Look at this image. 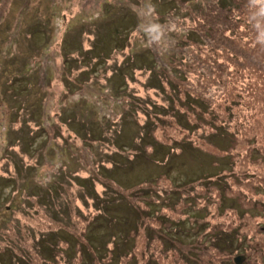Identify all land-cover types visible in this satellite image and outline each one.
<instances>
[{
	"label": "rangeland",
	"instance_id": "1",
	"mask_svg": "<svg viewBox=\"0 0 264 264\" xmlns=\"http://www.w3.org/2000/svg\"><path fill=\"white\" fill-rule=\"evenodd\" d=\"M237 254L264 264V0H0V264Z\"/></svg>",
	"mask_w": 264,
	"mask_h": 264
},
{
	"label": "trees",
	"instance_id": "2",
	"mask_svg": "<svg viewBox=\"0 0 264 264\" xmlns=\"http://www.w3.org/2000/svg\"><path fill=\"white\" fill-rule=\"evenodd\" d=\"M223 29H224V27H222ZM200 37H202V38H204V37H207V38H211V36L210 35H208L207 33H204V35L203 36H200ZM105 38V36H103V38H101L100 40L101 41H103V39ZM223 38H226V40H222V42H221V47L224 49V52L226 53V56L228 55V52H229V49H233V47H232V44L235 42V41H233L232 42V38L230 37V36H228L227 35V37H223ZM231 38V39H230ZM99 43H101V44H104V42H99ZM235 44V43H234ZM105 48L107 47L106 45L104 46ZM93 48H95V50L96 49H98V47L97 46H95V44H93V46H92V50H93ZM90 49V50H91ZM99 50V49H98ZM104 51V50H103ZM233 52L234 53H237V54H240L241 52H242V50H240V49H238V48H234L233 49ZM243 52H244V49H243ZM242 52V53H243ZM98 53V52H97ZM105 53V52H104ZM244 53H246V52H244ZM106 54V53H105ZM98 55H99V53H98ZM210 57H211V54H210ZM235 57H236V55H235ZM210 66H212V61H210ZM226 68H222V70H225ZM226 71V70H225ZM199 96H197V98L196 99H194V102L192 101V105H193V108L190 110V111H192L193 113L192 114H194L195 116L197 115V113H198V110L201 108V100H199ZM204 102V101H203ZM218 132V136H220L219 134H220V131H219V129H217V128H215V131L214 132H212L211 134H214V135H216V133ZM224 136V133H222V137ZM226 136L227 137H229V138H231L232 136H229L228 134H226ZM225 138V137H224ZM183 142H185L186 144H189L188 142H187V139L185 140V141H183ZM226 142H228V143H232L233 142V140L231 139V140H228V139H226ZM156 144H158L157 142H155ZM190 145V147L188 146V148L190 149V150H195L196 151V154H195V156L196 157H198L199 158V160L201 161L200 162V166H207V167H211V168H216V173H214V174H208V175H206V176H203L201 179H199V180H201L202 182H204V181H206V182H210V180H211V178H222V175H223V172H228V173H233V171H232V166H234V164H235V160L233 161V160H231V159H229L228 157H227V155L226 154H223V153H221L220 155H216V154H212V153H204L203 154V150L201 149V148H199V146L197 147V145L196 144H189ZM184 146H186V145H184ZM226 146H227V144H226ZM158 147H160V148H162L161 146H156V145H153L152 146V152L154 151V150H156ZM183 147V146H182ZM227 147H230V145L229 146H227ZM254 150H256V148H254ZM253 150V151H254ZM169 157V154L167 155V158ZM224 178H226L225 176H223ZM234 178H235V175L233 176ZM236 179V178H235ZM222 181V180H221ZM230 185H228L227 183H225V182H223V188L224 189H227L228 187H229ZM212 187V186H211ZM206 189H208L207 187H206ZM218 194H219V192H218ZM220 195V194H219ZM224 198V197H223ZM223 198H221V199H223ZM89 244V243H88ZM79 245H80V249L81 250H83V248H81L82 247V245H81V243H79ZM89 247L92 249V251H93V253H94V255L92 254V256H93V259L94 258H96L97 257V255H95V252H94V249H93V246H92V244H89ZM123 248V250H124V252L122 251V252H118V254L120 255V257H121V260L123 259V257L124 256H126V255H128L127 254V252H129V248H125V245H124V247H122ZM120 250V248H118V251ZM121 254H124V255H121ZM135 262H136V260H135ZM17 264H18V262H17ZM20 264V263H19Z\"/></svg>",
	"mask_w": 264,
	"mask_h": 264
},
{
	"label": "water",
	"instance_id": "3",
	"mask_svg": "<svg viewBox=\"0 0 264 264\" xmlns=\"http://www.w3.org/2000/svg\"><path fill=\"white\" fill-rule=\"evenodd\" d=\"M244 256L243 255H241V254H238V255H236L234 258H233V260H234V262L236 263V264H240L241 262H243L244 261Z\"/></svg>",
	"mask_w": 264,
	"mask_h": 264
}]
</instances>
